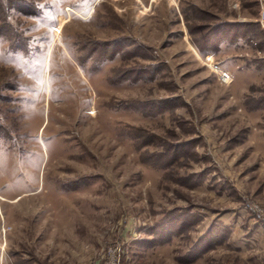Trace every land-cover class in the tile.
<instances>
[{"label": "rangeland", "instance_id": "obj_1", "mask_svg": "<svg viewBox=\"0 0 264 264\" xmlns=\"http://www.w3.org/2000/svg\"><path fill=\"white\" fill-rule=\"evenodd\" d=\"M30 1L0 3V264H264V0Z\"/></svg>", "mask_w": 264, "mask_h": 264}, {"label": "trees", "instance_id": "obj_2", "mask_svg": "<svg viewBox=\"0 0 264 264\" xmlns=\"http://www.w3.org/2000/svg\"><path fill=\"white\" fill-rule=\"evenodd\" d=\"M6 1V6L7 7H16L15 4L20 3L22 0H5ZM27 1V2H26ZM28 5L24 6L23 8L19 5V7H16L18 10L23 11L24 13L30 14L31 9L33 8V1L30 0H24ZM1 3V0H0ZM2 4H0V9ZM18 6V4H17ZM11 8V7H10ZM30 8V9H29ZM1 11V10H0ZM32 13V12H31ZM5 19L4 17L0 16V20ZM4 21V20H3ZM254 28L249 27V28H244V31L240 34L234 35L236 37L240 38H245V40L252 46V48H255L256 50H260L259 44L256 42L257 37L252 36L254 35ZM206 35L200 36L199 39H191L192 44H194L195 48L200 52V53H205L208 51H213V49L218 46V44L223 41V38L226 37L225 34L222 35H217L212 36V38H207L205 37ZM20 50V48H17ZM255 66L258 69L264 68V59L255 61ZM256 104V103H255ZM160 109H166L170 105L168 103H159L158 104ZM264 105V100L259 102L256 106V108H260ZM159 109V110H160ZM181 145H177L179 147ZM173 148L167 149L166 151L163 150L164 146H161V151L158 152V166L157 168H165L167 169L172 162L167 163V159L165 157L169 156L172 159H174L175 155H178V153H182L185 149L190 148V145L188 144L187 146H182V148H176L172 146ZM166 149V148H165ZM177 149H180L179 152ZM167 151H170L168 153ZM164 163H167L164 166ZM149 164V163H148ZM153 163H150L149 165H152ZM152 166L156 167L155 164ZM199 177V176H197ZM198 179V178H197ZM199 183V182H198ZM201 221L200 216L192 212V208H189L188 210H172L169 212L164 213V215L154 223L152 227H150L147 231V234L153 236V241L149 243L151 246L152 245H161L169 241L170 237L176 236L179 234V231L188 229L194 225H197ZM218 230V233H217ZM257 231V227L252 228V233ZM226 238V233H221L219 232V228L215 223H212L209 225V228L206 230V232L199 237L196 241H194L191 246L187 249V251L181 256L179 259L182 260L181 263H191L197 258H199L204 252L211 250L213 247L216 245L221 244Z\"/></svg>", "mask_w": 264, "mask_h": 264}, {"label": "built area", "instance_id": "obj_3", "mask_svg": "<svg viewBox=\"0 0 264 264\" xmlns=\"http://www.w3.org/2000/svg\"><path fill=\"white\" fill-rule=\"evenodd\" d=\"M252 210V209H251ZM258 217V219H264V218H262V216L260 217V216H257Z\"/></svg>", "mask_w": 264, "mask_h": 264}]
</instances>
